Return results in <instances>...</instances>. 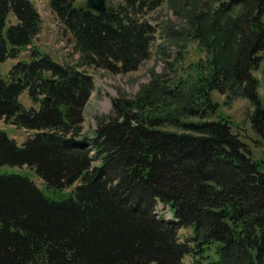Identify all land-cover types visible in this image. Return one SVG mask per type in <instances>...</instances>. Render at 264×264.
Segmentation results:
<instances>
[{
  "label": "trees",
  "instance_id": "obj_1",
  "mask_svg": "<svg viewBox=\"0 0 264 264\" xmlns=\"http://www.w3.org/2000/svg\"><path fill=\"white\" fill-rule=\"evenodd\" d=\"M122 1L97 14L80 12L77 0H49L80 66L33 47L30 60L0 72V121L34 132L20 144L0 129V166H28L44 183L0 173V264H183L186 256L193 264H264V102L256 75L263 66L264 76V0L197 11L188 34L211 53L197 76L114 98L86 136L94 78L81 67L136 69L158 30L144 15L163 0ZM42 24L31 0H0V63L17 58ZM25 90L31 107L20 100ZM214 90L250 101L262 158L219 113ZM160 203L172 219L159 216ZM182 228L190 229L184 237Z\"/></svg>",
  "mask_w": 264,
  "mask_h": 264
},
{
  "label": "rangeland",
  "instance_id": "obj_2",
  "mask_svg": "<svg viewBox=\"0 0 264 264\" xmlns=\"http://www.w3.org/2000/svg\"><path fill=\"white\" fill-rule=\"evenodd\" d=\"M41 13L43 24L40 34L27 48L22 49L17 58H10L0 63V72L9 74L11 68L20 60H30L33 47L47 52L57 61L62 63L80 66V53L75 47V40L71 33L64 29L57 14L51 9L48 0H31ZM85 0H77L80 4ZM222 0H163L162 4L144 15L153 25L157 26L155 39L151 43L150 54L140 65L130 71H112L106 68L84 66L81 69L87 70L94 78V90L84 107L83 134L93 136L97 121L100 117L108 115L113 108V99L124 96L129 99L135 98L144 85H154L159 81H168L170 84L181 78L194 79L197 76L195 68L198 62H208L211 55L208 48L202 46L198 39H195L188 32L191 29L190 18L199 10H204L210 5L219 7ZM114 6L123 3L122 0H112ZM237 13L234 12L233 15ZM193 31V30H192ZM204 73L208 72L206 68ZM261 79L259 88L260 95L264 102V76L263 66L256 71ZM190 77V78H189ZM193 77V78H191ZM212 97L219 102V113L233 122L234 131L250 145L252 153L256 158L263 157V144L260 136L253 128L251 114L254 107L250 101L241 96H234L230 92L212 91ZM21 102L27 107L34 105L25 90L20 96ZM169 130L179 131L176 126L166 127ZM0 129L6 130L18 143L22 144L33 134V131L17 127L4 120L0 121ZM33 170L28 166H0V173H21L32 177L36 183L43 187L44 183L39 177L32 175ZM27 172L30 174H27ZM77 184V183H76ZM74 184L65 191L75 187ZM158 214L171 219V209L160 203ZM190 229L182 228L180 236L188 234ZM183 264H193L191 256H186Z\"/></svg>",
  "mask_w": 264,
  "mask_h": 264
},
{
  "label": "water",
  "instance_id": "obj_3",
  "mask_svg": "<svg viewBox=\"0 0 264 264\" xmlns=\"http://www.w3.org/2000/svg\"><path fill=\"white\" fill-rule=\"evenodd\" d=\"M110 1L112 0H85L78 5V9L80 12L93 10L97 14H104L108 11ZM48 100H51V98L48 97Z\"/></svg>",
  "mask_w": 264,
  "mask_h": 264
}]
</instances>
